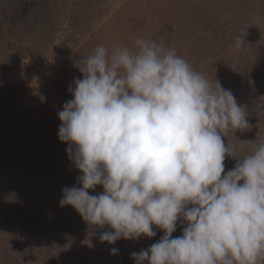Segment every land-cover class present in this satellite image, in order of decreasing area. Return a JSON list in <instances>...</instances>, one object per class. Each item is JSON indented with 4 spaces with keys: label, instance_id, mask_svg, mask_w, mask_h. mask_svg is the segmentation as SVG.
Segmentation results:
<instances>
[{
    "label": "clouds",
    "instance_id": "obj_1",
    "mask_svg": "<svg viewBox=\"0 0 264 264\" xmlns=\"http://www.w3.org/2000/svg\"><path fill=\"white\" fill-rule=\"evenodd\" d=\"M135 45L101 44L74 62L82 78L58 112V137L80 186L62 189L60 207L93 228L109 226L99 239L110 245L162 230L130 254L135 264H260L264 141L233 168L224 165L235 158L227 133L249 125L245 106L174 49L152 39ZM96 186L103 192L90 195ZM178 221L186 226L173 238Z\"/></svg>",
    "mask_w": 264,
    "mask_h": 264
},
{
    "label": "rangeland",
    "instance_id": "obj_2",
    "mask_svg": "<svg viewBox=\"0 0 264 264\" xmlns=\"http://www.w3.org/2000/svg\"><path fill=\"white\" fill-rule=\"evenodd\" d=\"M50 3L47 41L5 30L1 37L12 42L0 52V264H135L130 254L157 242L162 230L154 226L155 237L110 245L99 239L109 226L93 228L73 207L59 205L64 187L80 186L68 144L58 137V112L72 99L69 86L82 78L74 62L101 44L135 50L136 40L152 39L217 79L248 113L249 125L224 138L235 147V158H225L227 171L255 150L252 142L264 141V0ZM236 37L243 41L238 50ZM102 192L96 186L89 194ZM184 226L177 222L173 238Z\"/></svg>",
    "mask_w": 264,
    "mask_h": 264
},
{
    "label": "trees",
    "instance_id": "obj_3",
    "mask_svg": "<svg viewBox=\"0 0 264 264\" xmlns=\"http://www.w3.org/2000/svg\"><path fill=\"white\" fill-rule=\"evenodd\" d=\"M50 2L51 0H0V52L4 47L3 43L12 42L1 41L6 33L4 30L16 38L22 33L30 37L41 34L46 40L50 35L48 25L53 24V5Z\"/></svg>",
    "mask_w": 264,
    "mask_h": 264
}]
</instances>
